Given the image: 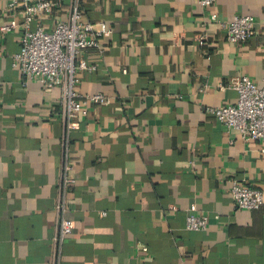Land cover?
I'll return each mask as SVG.
<instances>
[{
	"label": "crops",
	"instance_id": "1",
	"mask_svg": "<svg viewBox=\"0 0 264 264\" xmlns=\"http://www.w3.org/2000/svg\"><path fill=\"white\" fill-rule=\"evenodd\" d=\"M0 0V264H264V203L238 209L232 179L264 194V145L246 142L205 108L233 104L224 88L264 85V0H79L81 18L110 35L77 71L80 94L108 102L64 120L60 88L25 86L11 65L22 18ZM74 3L35 20L50 30ZM215 16V20L210 18ZM253 20L242 44L220 23ZM74 178L62 183L65 166ZM72 220L62 243L60 211ZM207 216L185 227L188 209Z\"/></svg>",
	"mask_w": 264,
	"mask_h": 264
},
{
	"label": "built area",
	"instance_id": "2",
	"mask_svg": "<svg viewBox=\"0 0 264 264\" xmlns=\"http://www.w3.org/2000/svg\"><path fill=\"white\" fill-rule=\"evenodd\" d=\"M61 0H9L8 7L15 9L22 18L23 34L21 49L13 56L12 67L17 70L25 86L30 80H36L44 91L58 87L61 90L60 106L64 120L78 115L86 116L88 106L101 105L108 102V97L101 93L80 94L75 89L77 71H94L95 64L86 59L88 50L103 53L104 47L100 38L110 35V30L104 23L97 26L84 21L74 3L67 21L57 22L47 30L40 25L31 28V24L50 13ZM202 7H209L215 0H196ZM210 18L215 20V16ZM225 32L226 41L242 44L253 35V20L248 15H235L231 20L220 23ZM17 27L15 20L0 27L1 32ZM224 88L237 92L235 103L219 107H207L211 114L224 128L235 131L242 140L264 145V85L257 86L248 76L232 78ZM74 182L71 168L65 166L62 183L69 186ZM230 197L238 209L255 210L264 203L261 190L250 187L243 182L232 179L229 187ZM60 211L58 243L72 233V220L65 214L64 203L58 205ZM191 206L185 220V227L190 231L204 230L207 216L194 214Z\"/></svg>",
	"mask_w": 264,
	"mask_h": 264
}]
</instances>
